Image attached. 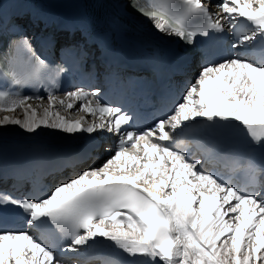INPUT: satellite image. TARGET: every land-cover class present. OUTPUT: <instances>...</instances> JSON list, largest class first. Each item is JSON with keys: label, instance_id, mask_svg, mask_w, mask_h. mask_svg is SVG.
<instances>
[{"label": "snow or ice", "instance_id": "obj_1", "mask_svg": "<svg viewBox=\"0 0 264 264\" xmlns=\"http://www.w3.org/2000/svg\"><path fill=\"white\" fill-rule=\"evenodd\" d=\"M210 4L132 0L133 9L157 31L190 46L198 36L223 33V13L234 33L230 47L239 49L220 62L204 63L170 113L150 127H141L135 113L105 102L99 89L79 87L63 99L57 96L55 78L66 69L57 65L49 70L26 35L0 54V113H23V118L0 116V127L16 125L27 133L41 128L69 134L100 131L117 138L114 150L105 149L111 155L100 166L60 182L42 198L0 192V210L14 206L25 214L27 226L0 227V264H65L57 256V241L65 242L60 252L76 253L85 246L89 251L104 248L103 240L137 258L105 264H264V0H221L211 5L217 13ZM26 85L47 87V106L45 97L13 90ZM29 101L39 103L34 107ZM57 104L92 119H69ZM205 130L247 138V184L238 186L208 168L222 159L211 150H202V160L174 146ZM90 155L67 158L62 166ZM231 160L239 163L236 157Z\"/></svg>", "mask_w": 264, "mask_h": 264}, {"label": "bare ground", "instance_id": "obj_2", "mask_svg": "<svg viewBox=\"0 0 264 264\" xmlns=\"http://www.w3.org/2000/svg\"><path fill=\"white\" fill-rule=\"evenodd\" d=\"M34 4L36 7H41V6H47L49 5L47 3V0H27ZM147 23L149 22V26L153 27V24L151 21H146ZM32 104L34 107L36 106L37 103L39 102H29ZM45 106H47V101H44ZM56 108L60 111L61 115H67L69 119H78L80 116L83 115H74L71 110L65 112V110L59 105H56ZM15 115L19 118H23V113L18 109L16 113H0V116L3 115ZM88 119V118H87ZM90 120V119H88ZM191 123V122H189ZM27 132L22 130L19 126L16 125H7L4 127H0V141L1 140H6V139H33V140H39L35 139L33 135L40 134L41 135V141L42 142H50V144L56 143V144H63L67 142L70 139H81L84 138L88 135V133L84 132H78L75 134H69V133H64L60 130H55V129H48V128H41L38 130L37 133H29L26 134ZM27 135V136H26Z\"/></svg>", "mask_w": 264, "mask_h": 264}, {"label": "rangeland", "instance_id": "obj_3", "mask_svg": "<svg viewBox=\"0 0 264 264\" xmlns=\"http://www.w3.org/2000/svg\"><path fill=\"white\" fill-rule=\"evenodd\" d=\"M66 116V115H65ZM26 134H29V133H26ZM27 136V135H26Z\"/></svg>", "mask_w": 264, "mask_h": 264}]
</instances>
